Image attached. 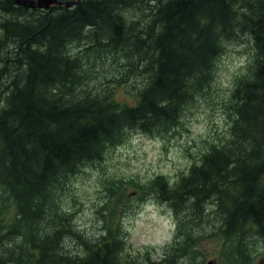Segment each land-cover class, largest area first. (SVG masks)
Returning a JSON list of instances; mask_svg holds the SVG:
<instances>
[{"label":"trees","instance_id":"trees-1","mask_svg":"<svg viewBox=\"0 0 264 264\" xmlns=\"http://www.w3.org/2000/svg\"><path fill=\"white\" fill-rule=\"evenodd\" d=\"M244 39L250 72L225 101L226 134L175 181L158 174L136 189L176 217L161 258L129 256L113 208H104L98 236L78 228L60 204L74 178L132 133L173 135L215 83L220 58ZM106 59L127 62L134 102L102 78ZM125 194L111 190L105 205L116 196L118 207ZM1 202L0 264H203L208 240L220 243L221 264H256L264 247V0H79L49 8L0 0Z\"/></svg>","mask_w":264,"mask_h":264},{"label":"rangeland","instance_id":"rangeland-1","mask_svg":"<svg viewBox=\"0 0 264 264\" xmlns=\"http://www.w3.org/2000/svg\"><path fill=\"white\" fill-rule=\"evenodd\" d=\"M250 59L248 39L231 44L218 62L215 83L194 107L187 110L173 135L163 137L132 133L105 161L87 165L74 178L60 201L61 206L75 218L76 226L96 237L103 229L101 218L106 215L104 208H113L112 214L116 213L115 220L127 238L129 256L142 259L149 254L154 260H159L174 240L176 217L165 203L152 194H140L144 198L140 200L139 189H136L158 174L165 175L171 182L175 181L199 159V154L214 138L226 134L228 117L225 101L237 77L249 74ZM125 64L106 59L98 67L104 81L113 86L120 99L134 102L136 94L132 84L136 79L125 74L128 71ZM115 74L122 75L123 79H115ZM110 186L113 195L127 188V194L121 196L123 199L118 207L116 196L109 205H105L111 197ZM3 207L1 202V214L5 213ZM5 208L9 211L6 214L8 217L13 209L9 203ZM203 248L207 256L203 264L209 261L222 263L219 242L205 241ZM256 251H259L256 264H264V247L260 246Z\"/></svg>","mask_w":264,"mask_h":264},{"label":"water","instance_id":"water-1","mask_svg":"<svg viewBox=\"0 0 264 264\" xmlns=\"http://www.w3.org/2000/svg\"><path fill=\"white\" fill-rule=\"evenodd\" d=\"M16 3L25 5L29 8H49L53 5H74L79 0H69V1H61V0H15ZM207 264H213L212 261H209Z\"/></svg>","mask_w":264,"mask_h":264},{"label":"bare ground","instance_id":"bare-ground-1","mask_svg":"<svg viewBox=\"0 0 264 264\" xmlns=\"http://www.w3.org/2000/svg\"><path fill=\"white\" fill-rule=\"evenodd\" d=\"M15 3H16V1L15 0H13ZM18 4V3H17ZM19 5H22V4H19ZM23 6H25V5H23ZM27 7V6H26Z\"/></svg>","mask_w":264,"mask_h":264}]
</instances>
